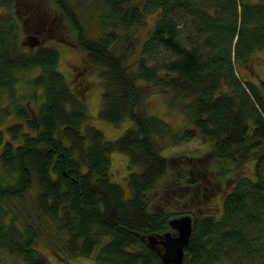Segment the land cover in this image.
Masks as SVG:
<instances>
[{"label":"trees","instance_id":"trees-1","mask_svg":"<svg viewBox=\"0 0 264 264\" xmlns=\"http://www.w3.org/2000/svg\"><path fill=\"white\" fill-rule=\"evenodd\" d=\"M52 2L99 69L98 118L130 124L106 139L82 86L59 70L58 46L24 39L15 0H0V264H53L38 242L59 260L169 264L156 244L172 213L151 211L148 192L166 172L162 151L198 136L232 184L218 217L186 211L180 264H264V91L235 70L264 51V0ZM155 90L170 92L189 127L144 109ZM113 152L127 157L124 184L112 179Z\"/></svg>","mask_w":264,"mask_h":264},{"label":"rangeland","instance_id":"rangeland-1","mask_svg":"<svg viewBox=\"0 0 264 264\" xmlns=\"http://www.w3.org/2000/svg\"><path fill=\"white\" fill-rule=\"evenodd\" d=\"M15 3V9L21 14H19L21 17L19 21L27 28L24 39L33 37L35 39L33 45L52 43L58 46L59 70L74 88L82 86V97L94 122L91 124L100 129L106 139H115L120 136L129 126L130 121L113 125L98 118L103 86L98 76L99 69L87 64L84 52L74 44V38L66 29L65 20L52 0H15ZM156 19L155 14L147 15L145 26L136 32L138 44L146 37ZM235 70L241 78L252 81L264 91V51L254 53L246 65L237 64ZM169 96V91L161 93L155 90L146 98L143 107L147 112L156 113L175 127H189L183 114L169 106ZM6 116V111L0 110V120L4 124L7 123L4 120ZM210 145V142L198 136L168 146L162 151L168 166L165 174L148 192L151 211L163 209L172 213L171 218L187 215L186 211L192 214H212L216 217L220 215L222 197L232 181L229 180L230 177L226 178L227 174L221 178L218 166H214L215 163L213 165V152ZM110 159L112 179L124 184V178L129 172L127 157L124 154L113 152ZM251 168L252 164L248 162L241 170L249 172ZM180 174L182 177L178 176ZM190 180H197L196 184L191 185ZM169 232L172 235L176 233L171 228ZM156 245L162 254L167 251L163 244ZM37 246L53 264H97L92 258L81 256L59 260L41 242H38ZM167 258L170 259V264L176 263L174 255Z\"/></svg>","mask_w":264,"mask_h":264},{"label":"water","instance_id":"water-1","mask_svg":"<svg viewBox=\"0 0 264 264\" xmlns=\"http://www.w3.org/2000/svg\"><path fill=\"white\" fill-rule=\"evenodd\" d=\"M191 217L189 214L181 216L179 218H171L168 222L170 228L175 230L176 233L165 232L163 235H159V243L163 244L166 247V252L162 254L159 249L158 252L161 254V259L165 263L170 264V259L167 258L171 255H174L176 259L175 264H180L183 257V250L186 246L190 232H191ZM157 238V237H156ZM154 238L150 237V241L156 242Z\"/></svg>","mask_w":264,"mask_h":264}]
</instances>
